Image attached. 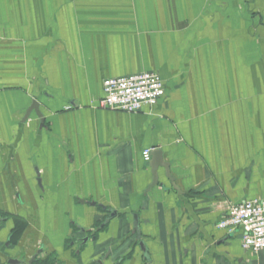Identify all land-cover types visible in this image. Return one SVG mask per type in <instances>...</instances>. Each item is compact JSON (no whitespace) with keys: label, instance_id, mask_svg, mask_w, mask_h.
Listing matches in <instances>:
<instances>
[{"label":"crops","instance_id":"obj_1","mask_svg":"<svg viewBox=\"0 0 264 264\" xmlns=\"http://www.w3.org/2000/svg\"><path fill=\"white\" fill-rule=\"evenodd\" d=\"M143 71L154 106H101L104 79ZM156 150L179 192L163 167L150 186ZM258 198L264 0H0V264H146L133 213L152 264H264L217 227Z\"/></svg>","mask_w":264,"mask_h":264},{"label":"built area","instance_id":"obj_2","mask_svg":"<svg viewBox=\"0 0 264 264\" xmlns=\"http://www.w3.org/2000/svg\"><path fill=\"white\" fill-rule=\"evenodd\" d=\"M102 89V107L127 113L139 112L144 106H154L165 93L159 74L148 71L106 78ZM150 153V150L143 151L145 161L150 160ZM217 227L228 233L240 230V244L244 251L256 254L263 250L264 198L229 205Z\"/></svg>","mask_w":264,"mask_h":264},{"label":"water","instance_id":"obj_3","mask_svg":"<svg viewBox=\"0 0 264 264\" xmlns=\"http://www.w3.org/2000/svg\"><path fill=\"white\" fill-rule=\"evenodd\" d=\"M32 109H34L38 114H40L39 110L37 108V102L36 101L32 102L31 106L29 107V109L26 112V115ZM39 116H41V115H39ZM41 122H43L42 119H41ZM159 167H163L165 169V174L169 178V180L171 181V183L173 185L174 180H173V177L169 173L170 163L163 160L161 151L156 150V151H153L152 160L150 161V168H151V174H152V182H151L150 186L155 185V184H159V182H158V168ZM173 188L176 191H178L177 187H175L174 185H173ZM115 216H116V212L112 209H109L105 222L107 223L109 220H111ZM133 230L136 232V234L138 236L139 240H138L137 244H138L139 249L142 251V254H143V256L147 262L146 264H152L151 259H150V255L148 253V249L145 245V242L140 238L141 236H140V231H139V218L135 213H133ZM88 239H89L88 237H84V238L80 239V245L85 244L88 241ZM6 245L8 246L9 243H7ZM110 253H111V249L108 248L107 252L103 255V257L96 261V264H103V261L109 257ZM36 256L37 255H34L32 257V259L28 262H25L23 260H19L17 258H9L7 260V263L8 264H31L32 261L36 258ZM115 264H119V261L116 262Z\"/></svg>","mask_w":264,"mask_h":264},{"label":"trees","instance_id":"obj_4","mask_svg":"<svg viewBox=\"0 0 264 264\" xmlns=\"http://www.w3.org/2000/svg\"><path fill=\"white\" fill-rule=\"evenodd\" d=\"M17 233H19V230L15 229L12 231V239L17 236ZM32 264H51V258L49 256H46L42 259H36L32 262Z\"/></svg>","mask_w":264,"mask_h":264},{"label":"flooded vegetation","instance_id":"obj_5","mask_svg":"<svg viewBox=\"0 0 264 264\" xmlns=\"http://www.w3.org/2000/svg\"><path fill=\"white\" fill-rule=\"evenodd\" d=\"M92 238L93 239H96V237L95 236H92ZM5 260H8V259H5ZM34 260H36V259H34ZM25 262H28V261H25ZM32 264V263H31Z\"/></svg>","mask_w":264,"mask_h":264},{"label":"rangeland","instance_id":"obj_6","mask_svg":"<svg viewBox=\"0 0 264 264\" xmlns=\"http://www.w3.org/2000/svg\"><path fill=\"white\" fill-rule=\"evenodd\" d=\"M7 243V242H6ZM5 246H6V244H5ZM107 252V251H106ZM110 255H111V253H110ZM110 255H109V257H110Z\"/></svg>","mask_w":264,"mask_h":264}]
</instances>
